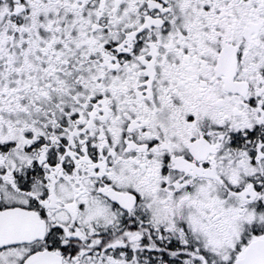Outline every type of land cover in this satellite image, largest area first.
Here are the masks:
<instances>
[{"label": "snow or ice", "instance_id": "snow-or-ice-1", "mask_svg": "<svg viewBox=\"0 0 264 264\" xmlns=\"http://www.w3.org/2000/svg\"><path fill=\"white\" fill-rule=\"evenodd\" d=\"M0 264H264V0H0Z\"/></svg>", "mask_w": 264, "mask_h": 264}]
</instances>
